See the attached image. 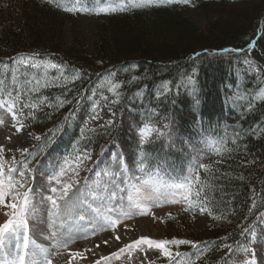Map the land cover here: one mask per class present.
Masks as SVG:
<instances>
[{
    "label": "trees",
    "instance_id": "1",
    "mask_svg": "<svg viewBox=\"0 0 264 264\" xmlns=\"http://www.w3.org/2000/svg\"><path fill=\"white\" fill-rule=\"evenodd\" d=\"M190 4L204 17V25L189 16L186 4L179 3L107 14L89 50L77 40L67 44L64 25L70 12L47 0H0V61L37 53L66 65L68 76L74 69L80 71L79 78L66 87L51 86L39 93L50 101L59 96L70 103L62 108L43 106L34 120L26 121L24 130L32 140L28 149L34 154L28 159L35 170L39 161L56 166L75 155L74 145L90 150L88 169L94 166L93 160H106L115 151L136 167L139 140L122 122L123 115L138 125L151 117L157 128L170 133L145 144L149 170L158 161H166L179 174L191 157L203 155L201 141L227 142L230 154L207 155L200 161H222L214 163L210 177L201 171L202 178L211 180L208 193L213 213L222 219L208 215L206 230L199 231L193 228V214L181 208L159 213L156 222L169 238L200 242L197 249L179 247L195 264H237L243 255L241 247L264 215V96L260 95L264 89V0H191ZM253 40L255 47L248 50ZM223 49L242 51L221 54ZM245 60L252 61L258 71ZM109 73L123 82L120 102L110 104L112 123H80L76 110L82 104L92 109L88 97ZM187 75H194L193 85L180 83ZM133 76L139 79L129 83ZM164 81L171 82V91L158 97L157 89ZM104 94L112 99L107 91ZM37 135L41 139H35ZM10 154L20 158L16 150ZM168 213L175 219H168ZM224 245H231L234 251L230 253ZM194 253L200 255L199 260ZM159 263L169 261L162 257Z\"/></svg>",
    "mask_w": 264,
    "mask_h": 264
},
{
    "label": "snow or ice",
    "instance_id": "2",
    "mask_svg": "<svg viewBox=\"0 0 264 264\" xmlns=\"http://www.w3.org/2000/svg\"><path fill=\"white\" fill-rule=\"evenodd\" d=\"M47 2L73 14L80 12L107 15L118 11L141 10L172 3L190 4L191 0H91L92 6H89V0H47ZM255 43L254 40L251 41L248 44V50L254 49ZM230 51L242 50L223 49L221 54ZM9 61H0V126L5 124V117L10 116L15 133H21L28 127L26 121L34 120L36 112L43 106L62 108L66 103H70L59 96L54 101H50L47 96L39 95V93L51 86L66 87L79 78L78 69H74L73 75L68 76L66 65L58 64L50 58H42L37 53H21L9 58ZM245 63L251 69L258 71L252 61L245 60ZM53 72L56 74L53 75ZM195 72L196 69H193V73ZM115 76V73L107 74L98 88L92 89V96L88 97L92 101L93 115L90 119L99 118L97 110L101 109L102 105L120 102L122 96L120 89L123 87V82L115 80ZM138 79L133 76L129 83ZM60 81L63 83H58ZM180 83L193 85L194 75L183 76ZM170 84V81L162 82L156 95L159 97L170 92ZM105 91L111 94L112 99L104 94ZM137 94L142 95V93ZM260 95L264 96V89H261ZM97 96L99 99H95ZM196 103L198 104L199 100H196ZM109 111L111 112L110 108ZM107 123L111 124L112 121L109 120ZM164 127L167 129L169 125L166 124ZM89 131L94 130L89 129ZM153 133L158 137L170 135L157 128L151 117L142 122L138 129L141 151L138 153L139 160L136 163V170L142 175L137 176L132 173L123 156L120 153H113L112 164L95 172L94 179L90 181L86 179L81 186L80 171L92 159V156L88 148H79L75 145L76 154L65 157L58 170L53 169L52 174L47 177V185L41 186L46 187L50 193L47 196L41 193V204L46 206L47 224L50 229V234L44 239L52 243L53 248L56 249L55 253L53 248L37 244L30 238L29 220L37 216L35 188L32 186L35 180V169L28 159L34 154L30 153L28 148H18L16 151L20 153L19 159L15 155L6 157L4 145H0V213L6 217L0 223V247L7 246L11 241L15 248L14 259L8 260L7 264H53L52 256L61 255V249L68 254L66 264H79L80 260L86 258L85 253L69 250V245L75 243L77 239H88L100 231L115 232L125 220L135 216L152 215L155 219L152 209L163 207L165 204H182L183 211L193 214V217L196 213H207L215 220L222 219L221 216L213 213V200L208 193L212 186L211 180L201 177V171L210 177L214 163L222 161L201 163L200 160L207 155L223 157L225 154H230L232 148L228 147V143L222 139L213 138L201 141L204 144V149L201 150L203 155L191 157L181 172L175 174V169H170L166 161H158L151 170L145 163L148 156L143 148ZM34 138L41 139L38 135ZM7 139L11 140V136ZM83 139L85 136L82 129L81 140ZM231 143L234 144L235 140ZM99 163L98 161L97 167ZM89 171L95 170L89 169ZM167 217L175 219L172 213H168ZM159 219L164 222L163 217ZM248 231V229L244 230V232ZM114 239L120 241V236L116 235ZM256 242L257 233L252 231L251 243ZM199 244V241L178 237L153 239L149 236H140L124 244L110 256H101L95 264H110L112 259H119L125 252L131 259L132 253L136 251L144 253V259L140 261V264H144L145 260L147 264H155V260H148L149 251H158L157 259L167 258L169 264H195L188 253L179 251V247L190 245L193 249H197ZM223 247L230 253L234 251L231 245ZM240 251L246 256H254L255 250L247 246L241 247ZM193 255L196 260L200 259L199 254ZM244 264H254V260H246Z\"/></svg>",
    "mask_w": 264,
    "mask_h": 264
},
{
    "label": "rangeland",
    "instance_id": "3",
    "mask_svg": "<svg viewBox=\"0 0 264 264\" xmlns=\"http://www.w3.org/2000/svg\"><path fill=\"white\" fill-rule=\"evenodd\" d=\"M186 9L189 16L197 23L204 25L205 19L197 8L193 7L191 4H186ZM105 14L94 15L88 13L77 12L75 14L70 13L68 19L64 25L65 38L68 45L73 44L76 40L84 44L89 50L93 47L95 41L98 38V27ZM17 24H21V20L16 17ZM99 99V96L95 97ZM111 109V112L109 111ZM99 112L98 119H90L93 115L92 111L88 109L87 105L82 104L76 110L75 116L76 119L84 124L90 126H100L113 117L114 109L110 104L102 105L101 109L97 110ZM124 125L136 135L139 140L138 129L141 125L136 124L131 118H128L126 115H123L121 118ZM11 136V140L7 137ZM157 138V135L153 133L150 140ZM32 140L27 130H23L21 133H15L14 128L12 127V120L10 116L5 117V124L0 126V145L5 147L6 157H10L11 149L12 151L20 148H28ZM113 153H120V151H115ZM112 153V154H113ZM112 154L111 157L103 160L101 158L95 159L94 166L91 169L95 171H89L88 168H83L80 171V185L82 186L86 179L89 181L94 179L95 172L100 171L102 168L112 164ZM122 155V154H121ZM207 158H203L200 161H205ZM99 167H97V162ZM62 163V162H61ZM56 166L52 163H46L39 161L35 170V180L32 182V186L35 188L34 199L37 208V216L35 218H30L29 220V229H30V238L34 239L37 244L43 245L47 248H53L52 243L44 237L50 234V229L47 224V212L46 206L41 204V193L44 196L49 195L46 187L42 188L41 186L47 185V177L52 174L53 169L58 170L60 164ZM129 166V169L132 173L139 176L142 175L136 170V167ZM183 208L182 204H165L163 207L153 208L152 211L155 214V217L159 213L165 212L166 210H176ZM194 224L193 228L197 230L205 231L209 224V216L205 214H194ZM6 217L0 213V223H2ZM126 226V227H125ZM87 227V225H85ZM254 231L257 233V242L251 243V236L249 240L243 244L242 247L251 246L254 251V256L242 255L237 264H244V261L252 259L254 264H264V215L260 217L256 224ZM116 235L120 236V241H116L114 237ZM140 236H149L153 239H164L168 238V235L165 233L163 227L156 222L152 215L145 216H135L132 219L125 220L115 232L112 230L100 231L94 236H90L88 239H77L75 243L69 245L70 251H81L85 253L86 258L79 261V264H95V261L99 260L101 256H110L111 253L117 252L119 248L123 247L124 244L130 243L131 240L137 239ZM179 237V236H177ZM107 241V243H105ZM13 242H8L7 246L0 247V264H7V261L14 259L15 248L12 246ZM90 249L91 251H86ZM56 249L53 248V253ZM61 255L52 256L53 264H66L68 259V254L63 249L60 250ZM159 256L158 251H149L148 260H155V264H160L159 261L162 259ZM144 259V253L139 251L132 253V258H129L127 252L121 254L119 259H112L110 264H140V261ZM144 264H147V260L144 261Z\"/></svg>",
    "mask_w": 264,
    "mask_h": 264
}]
</instances>
